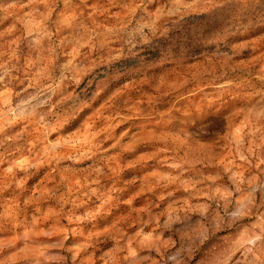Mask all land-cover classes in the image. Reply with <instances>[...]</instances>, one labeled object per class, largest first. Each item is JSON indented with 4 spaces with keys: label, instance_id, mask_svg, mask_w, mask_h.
Returning a JSON list of instances; mask_svg holds the SVG:
<instances>
[{
    "label": "rangeland",
    "instance_id": "rangeland-1",
    "mask_svg": "<svg viewBox=\"0 0 264 264\" xmlns=\"http://www.w3.org/2000/svg\"><path fill=\"white\" fill-rule=\"evenodd\" d=\"M0 264H264V0H0Z\"/></svg>",
    "mask_w": 264,
    "mask_h": 264
}]
</instances>
